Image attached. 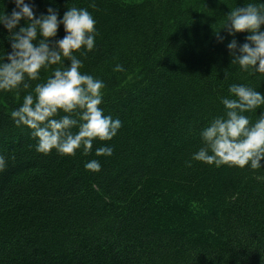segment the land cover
<instances>
[{
    "label": "trees",
    "instance_id": "16d2710c",
    "mask_svg": "<svg viewBox=\"0 0 264 264\" xmlns=\"http://www.w3.org/2000/svg\"><path fill=\"white\" fill-rule=\"evenodd\" d=\"M31 2L35 13L92 14L94 49L74 54L81 72L104 82V114L122 124L87 156L44 155L9 115L31 88L0 93V154L12 157L0 171V264H264V161L256 170L185 163L230 84L264 94V74L230 64L226 44L247 33L219 29L229 10L259 0ZM13 7L0 0V11ZM63 35L58 26L52 39ZM6 36L0 26L5 52ZM116 63L125 70L114 72ZM259 111L245 115L254 122ZM105 144L112 154L95 156ZM91 159L98 172L84 169Z\"/></svg>",
    "mask_w": 264,
    "mask_h": 264
},
{
    "label": "clouds",
    "instance_id": "9594fccd",
    "mask_svg": "<svg viewBox=\"0 0 264 264\" xmlns=\"http://www.w3.org/2000/svg\"><path fill=\"white\" fill-rule=\"evenodd\" d=\"M10 13L0 11V26L7 30L9 51H0V93L25 91L22 103L10 111L15 127L27 128L29 137L35 140L38 153L47 155L54 150L60 156H74L77 151L87 156L93 151V141H109L117 133L122 122L104 114L100 107L104 82L89 73L81 72V55L95 46L97 35L95 19L86 8L67 7L62 15L54 7L44 13H35L31 0H12ZM94 8V0L89 4ZM59 15V19H58ZM219 29L228 36L246 32L244 42L231 39L226 48L231 56L230 64L240 71L264 74V0L237 6L224 15ZM23 20V25H20ZM58 26L64 35L56 36ZM218 41L224 39L216 33ZM56 65V67H51ZM51 67V74L43 82L38 81L40 70ZM123 65L116 63L114 72H123ZM227 73H225L226 77ZM221 115L213 117L199 131L201 146L185 162L193 161L219 168H262L264 161V94L245 84H230L228 96L222 97ZM260 109L252 122L245 113ZM113 148L102 145L94 149L95 156H110ZM11 156L0 154V171ZM86 171L98 172L97 159L84 162Z\"/></svg>",
    "mask_w": 264,
    "mask_h": 264
}]
</instances>
